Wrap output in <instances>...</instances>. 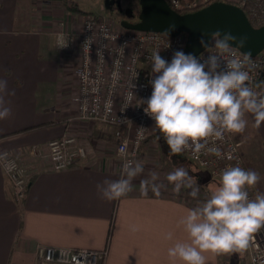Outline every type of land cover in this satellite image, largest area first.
Returning <instances> with one entry per match:
<instances>
[{"label": "crops", "instance_id": "0c3cea01", "mask_svg": "<svg viewBox=\"0 0 264 264\" xmlns=\"http://www.w3.org/2000/svg\"><path fill=\"white\" fill-rule=\"evenodd\" d=\"M33 4L0 0V80L15 91L5 97L11 115L0 120V151L15 157L29 179L19 203L0 165V264H36L39 246L106 249L104 264H172L168 248L187 239L178 222L199 205L168 192L141 195L139 176L133 191L119 200L108 201L97 192L98 183L119 179L115 133L101 123L88 133L75 125L79 122L69 123L73 107L66 102L77 91L78 48H59L50 28L51 7L40 21ZM66 134L84 142L88 152L56 170L47 143ZM240 139L245 169L261 176L253 189L264 193V124L259 129L247 125ZM147 147L144 141L137 158ZM169 232L171 240L165 238ZM205 255L206 264H219V256Z\"/></svg>", "mask_w": 264, "mask_h": 264}, {"label": "clouds", "instance_id": "9594fccd", "mask_svg": "<svg viewBox=\"0 0 264 264\" xmlns=\"http://www.w3.org/2000/svg\"><path fill=\"white\" fill-rule=\"evenodd\" d=\"M246 39L217 30L208 41L203 37L200 40L205 49H215L207 56L176 50L168 60L160 51L152 53V91L140 104H146L144 112L154 121L160 134L158 139L162 136L168 145L169 157L187 150L197 157L204 151L224 159L225 154L215 142L222 141L225 133H243L248 125L246 114H251L256 129L264 124V93L253 90L247 70L252 64L251 54L237 55ZM135 86L133 83L131 88ZM9 95L14 96L15 91H9L7 81L0 80V120L11 115V109L5 106V97ZM118 154L122 157L119 179H106L96 185L97 192L108 201L132 192L134 179L145 171L143 160L127 158L126 147H121ZM7 155L0 154L6 167L11 163L6 160ZM157 180L155 171L141 179V195L151 191L159 196L164 185ZM166 180L176 193L188 188L190 196L195 198L199 194L200 186L185 166L169 172ZM260 180L258 172L239 164L222 169L215 190L179 220L187 239L168 248L172 264H206V253L219 256L246 251L254 234L264 229V193L250 198L248 191ZM136 230L133 226L132 231ZM165 238L171 240L173 233H167Z\"/></svg>", "mask_w": 264, "mask_h": 264}, {"label": "built area", "instance_id": "2783aa9c", "mask_svg": "<svg viewBox=\"0 0 264 264\" xmlns=\"http://www.w3.org/2000/svg\"><path fill=\"white\" fill-rule=\"evenodd\" d=\"M217 0H167L176 11L184 13L202 8ZM227 1V0H221ZM249 21L261 20L264 25V0H235ZM254 25V24H253ZM255 26V25H254ZM186 34L170 35L163 32L127 29L116 26L105 18L88 17L82 24V30L75 39L72 34L58 33L59 48L69 49L78 46L79 65L77 75V111L76 118L82 122L101 123L111 126L115 133V157L121 147H126L127 158L136 160L142 143L146 140L154 121L145 114L147 99L152 91L149 84L151 55L155 51L170 60L172 53L183 50ZM207 48L196 56H207L214 52ZM237 50V55H242ZM252 64L247 69L251 77L253 90L264 93V51L251 56ZM135 88H131L132 84ZM141 128H143L141 130ZM242 140L240 133H225L222 141H216L225 154L219 159L204 151L197 157L191 151L180 154L198 167L206 169L213 180L219 181L221 170L228 166L245 168L240 153ZM209 146H212L211 143ZM47 151L52 166L56 170L67 169L78 158L86 157L88 148L74 135H63L47 143ZM7 161L0 157V165L17 202H21L29 185V179L23 172L20 162L7 151ZM231 155V160L227 156ZM250 198L256 192L248 189ZM106 249L71 248L57 246H39L36 264H104ZM245 264H264V229L254 234Z\"/></svg>", "mask_w": 264, "mask_h": 264}, {"label": "rangeland", "instance_id": "374dc122", "mask_svg": "<svg viewBox=\"0 0 264 264\" xmlns=\"http://www.w3.org/2000/svg\"><path fill=\"white\" fill-rule=\"evenodd\" d=\"M34 1V15L38 20L45 19L44 15L47 13L49 8L51 7V30L55 33L56 41L58 33H71L75 39L78 37L79 32L82 30V24L84 20L88 17L94 18H105L107 21L112 22L116 26H119L121 19L128 18L125 10L127 8H132L134 13H137L140 10V6L138 0H120L115 6L114 10L107 9L108 7H112L115 0H67L68 4L72 3L76 4L81 10L87 11L89 13H74V11L68 10L67 6L63 4V0H32ZM227 2L237 4L235 0H227ZM51 5V6H50ZM58 8H62L63 13H58ZM119 10V11H118ZM70 12V13H68ZM73 14L78 16H73ZM67 17V18H64ZM77 19H76V18ZM64 18V19H63ZM75 18V19H74ZM71 19V20H70ZM70 20V21H69ZM137 20L132 19L134 22ZM255 26H258L262 21L254 20L252 21ZM67 24V25H66ZM68 26V27H67ZM78 48V46H77ZM79 65V50H78V64ZM75 66V69H77ZM75 78L77 79L76 70L74 72ZM77 95L78 92L73 90L70 95L67 97L69 102H66L69 106L73 107L71 111H69L68 120L69 123H75V125L80 124L83 127H86L84 132L88 133V129L91 130L95 127L96 123L89 122H81L77 121L76 111H77ZM75 97V99H74ZM66 100V101H67ZM246 119L248 120V126H253L250 118L246 115ZM67 120V121H68ZM156 128L152 127L149 131V134L145 140L148 143V149L146 151H141L139 158L136 160H143L145 171L142 173L139 178L144 179L148 177L149 172L155 171L158 174V180L156 183L164 185L161 189L162 192H168L170 194L177 195L178 197H183L185 199L189 198L190 200L196 202V204L200 205V203L206 200L210 193L215 190L219 181L213 180L211 178L210 173L201 167L196 166L188 159L183 157L182 155H175L172 157L168 156L169 150H164L161 146L158 135L156 134ZM84 134V133H83ZM87 134H84V136ZM83 136V135H82ZM251 142V141H249ZM150 148V149H149ZM185 166L189 170V175L193 176L197 184L200 186V191L197 197H192L189 195L191 189L182 188L179 193L173 191V185L169 184L166 180V175L173 171L175 168ZM249 255V248L243 253H232V254H224L219 255V264H245Z\"/></svg>", "mask_w": 264, "mask_h": 264}, {"label": "water", "instance_id": "95a60500", "mask_svg": "<svg viewBox=\"0 0 264 264\" xmlns=\"http://www.w3.org/2000/svg\"><path fill=\"white\" fill-rule=\"evenodd\" d=\"M138 3L140 10L136 15L137 20L132 22L123 19L120 21L121 26L170 35L185 33V53L198 55L206 50L201 46V38L208 41L210 34L217 30L246 37L245 46L238 49L241 53L256 56L264 51V25L254 26L244 11L233 3L217 0L184 13L174 10L167 0H138ZM125 13L127 17L134 15L132 8H127Z\"/></svg>", "mask_w": 264, "mask_h": 264}, {"label": "trees", "instance_id": "16d2710c", "mask_svg": "<svg viewBox=\"0 0 264 264\" xmlns=\"http://www.w3.org/2000/svg\"><path fill=\"white\" fill-rule=\"evenodd\" d=\"M63 4H65L68 8V10L70 11H74V13H82V14H86V13H89L87 11H84V10H81L79 7H77L76 4L72 3L70 5H67L68 4V1L67 0H63ZM156 134L159 136V132L158 130H156ZM161 146L163 147L164 150H169V147L168 145L166 144V142L164 141L163 137L161 136L160 139H158Z\"/></svg>", "mask_w": 264, "mask_h": 264}, {"label": "flooded vegetation", "instance_id": "af4514ba", "mask_svg": "<svg viewBox=\"0 0 264 264\" xmlns=\"http://www.w3.org/2000/svg\"><path fill=\"white\" fill-rule=\"evenodd\" d=\"M120 0H115L114 4L112 5V7H108L107 9H111V10H114L115 9V6L117 5V3L119 2ZM119 11V10H118ZM134 13V11H133ZM124 19H127L129 21H131L132 19H136V14L134 13V15L132 17H128V18H124ZM123 20V19H121Z\"/></svg>", "mask_w": 264, "mask_h": 264}]
</instances>
